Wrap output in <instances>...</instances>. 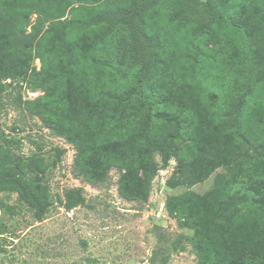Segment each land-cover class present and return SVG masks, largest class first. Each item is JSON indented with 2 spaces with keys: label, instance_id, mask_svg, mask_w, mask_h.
<instances>
[{
  "label": "trees",
  "instance_id": "1",
  "mask_svg": "<svg viewBox=\"0 0 264 264\" xmlns=\"http://www.w3.org/2000/svg\"><path fill=\"white\" fill-rule=\"evenodd\" d=\"M162 1L0 0V97L3 80L30 71L42 96L19 108L73 146V169L86 182L103 184L117 169L126 201L145 202L152 179L171 158L177 165L169 188L193 186L223 169L202 195L167 197L165 210L192 232L197 264H264V63L251 69L245 57L230 63L247 52L231 15L243 3L177 0L181 10L166 19L178 21L177 32L191 34L193 44L169 68L160 58L164 32H147L146 18ZM253 2L264 43V0ZM212 27L240 36L238 51H229L221 66L214 57H196L194 43ZM33 59L39 71L30 69ZM33 172L0 154V192L15 193L40 221L50 200ZM60 203L67 211L84 206L82 190H65Z\"/></svg>",
  "mask_w": 264,
  "mask_h": 264
},
{
  "label": "rangeland",
  "instance_id": "2",
  "mask_svg": "<svg viewBox=\"0 0 264 264\" xmlns=\"http://www.w3.org/2000/svg\"><path fill=\"white\" fill-rule=\"evenodd\" d=\"M233 1L219 0L222 6L232 5ZM241 1L242 7L234 9L231 15L241 24L247 52L232 57L230 63L241 64L245 57L244 63L251 69L254 64L264 63V43L260 40L263 30L261 17L252 13L256 6L254 0ZM161 9L165 11L164 16H157ZM180 10L177 0H163L146 18L148 33L164 32L160 58L168 62L169 68L193 44L191 34L177 32L181 25L178 21L170 25L166 19ZM70 15L68 12L64 18ZM158 17L159 21L155 22ZM49 24L44 25L42 32ZM197 41L194 43L200 48L197 60L208 61L214 57L217 66L226 63L229 51L235 54L240 47V36L226 27L219 32L212 27L209 36H199ZM39 67V60L33 59L30 69L39 71ZM29 73L2 81L5 91L0 97V154L34 170L35 180L48 190L50 206L38 221L15 193L0 192L3 214L0 264H197L189 243L192 232L179 227L164 204L167 197L185 191L202 195L211 188L214 176L224 170L219 168L205 181L190 187L169 188L177 165L176 159L171 158L152 179L143 203L121 198L118 193L120 172L115 168L109 170L105 183L92 185L77 176L73 169L76 154L73 146L51 136L37 117L19 108L23 102L42 96L40 89L33 88ZM59 150L64 151L60 157ZM155 160L159 161L157 155ZM69 189L82 190L84 206L70 211L62 207L63 192Z\"/></svg>",
  "mask_w": 264,
  "mask_h": 264
},
{
  "label": "built area",
  "instance_id": "3",
  "mask_svg": "<svg viewBox=\"0 0 264 264\" xmlns=\"http://www.w3.org/2000/svg\"><path fill=\"white\" fill-rule=\"evenodd\" d=\"M0 216H1V211H0Z\"/></svg>",
  "mask_w": 264,
  "mask_h": 264
}]
</instances>
